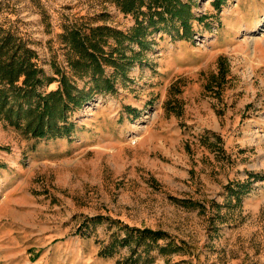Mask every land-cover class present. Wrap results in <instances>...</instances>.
<instances>
[{
    "label": "rangeland",
    "instance_id": "374dc122",
    "mask_svg": "<svg viewBox=\"0 0 264 264\" xmlns=\"http://www.w3.org/2000/svg\"><path fill=\"white\" fill-rule=\"evenodd\" d=\"M184 2L191 37L125 41L137 57L114 92L74 112L70 137L33 138L0 118V178L25 175L15 207L29 217L0 222V264H264V0ZM135 22L110 0H0V27L49 78L73 75L67 30ZM127 228L166 236L124 246Z\"/></svg>",
    "mask_w": 264,
    "mask_h": 264
},
{
    "label": "trees",
    "instance_id": "16d2710c",
    "mask_svg": "<svg viewBox=\"0 0 264 264\" xmlns=\"http://www.w3.org/2000/svg\"><path fill=\"white\" fill-rule=\"evenodd\" d=\"M123 13L135 18V25L128 33L108 26L90 27L86 32L80 28L67 30L64 37L69 42L74 58H69L73 72L69 76L58 68L59 78H49L37 64V54L26 43L17 40L9 30L0 27V118L11 126L22 129L37 139L70 137L74 124L70 122L76 110L89 103L97 94L115 91V80L126 75V66L133 57L121 52L124 42L137 43L141 50L148 49L146 35L154 31L176 30L181 38H190L193 21L196 20L192 5L184 0H110ZM226 0H214L220 10ZM114 40V44L110 43ZM114 45V46H113ZM108 48V49H107ZM107 49V50H106ZM125 49V48H124ZM107 67L114 73L109 75ZM77 79L85 81L79 88ZM58 81L59 87L45 91L44 87ZM166 233L150 229L127 228L121 240L124 246L135 243L151 249L153 243L163 239ZM115 242L101 254L111 255ZM173 246L170 242L161 247L162 253Z\"/></svg>",
    "mask_w": 264,
    "mask_h": 264
},
{
    "label": "crops",
    "instance_id": "0c3cea01",
    "mask_svg": "<svg viewBox=\"0 0 264 264\" xmlns=\"http://www.w3.org/2000/svg\"><path fill=\"white\" fill-rule=\"evenodd\" d=\"M58 87L59 86H50V90H55ZM22 176L23 179H18L16 180V183L13 184H10L11 178L7 175V173H4V178H0V222L3 221L5 216L22 221V223H24V219L28 220L29 218L28 215L24 216L23 214H19V210L15 207L24 206L19 204V198L16 194L18 191L25 192L24 186L27 183V180L25 179L24 174H22ZM8 184H10V186L5 188ZM2 195L3 198L1 197Z\"/></svg>",
    "mask_w": 264,
    "mask_h": 264
}]
</instances>
